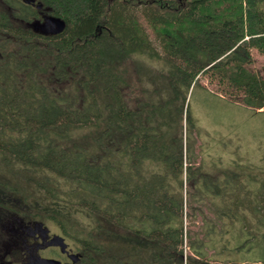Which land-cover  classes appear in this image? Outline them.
Returning a JSON list of instances; mask_svg holds the SVG:
<instances>
[{
    "label": "trees",
    "instance_id": "trees-1",
    "mask_svg": "<svg viewBox=\"0 0 264 264\" xmlns=\"http://www.w3.org/2000/svg\"><path fill=\"white\" fill-rule=\"evenodd\" d=\"M255 53L264 0H0L1 244L40 258L50 223L65 264L264 263V178L201 156L192 112L199 86L264 111Z\"/></svg>",
    "mask_w": 264,
    "mask_h": 264
},
{
    "label": "rangeland",
    "instance_id": "rangeland-1",
    "mask_svg": "<svg viewBox=\"0 0 264 264\" xmlns=\"http://www.w3.org/2000/svg\"><path fill=\"white\" fill-rule=\"evenodd\" d=\"M255 58V66L264 68V56L255 53ZM203 83L213 88L209 86L207 79H203ZM194 97L192 112L199 131L201 156L205 159L222 158L226 162L240 161L247 165L243 168L247 175L264 178V111L255 112L239 103L216 98L200 86L196 88ZM20 179L24 181L23 178ZM36 197L34 193V198ZM43 202L49 204L44 200ZM47 225L57 231L53 224ZM9 247L14 248V245ZM48 251L49 249L41 250V253L48 254Z\"/></svg>",
    "mask_w": 264,
    "mask_h": 264
},
{
    "label": "flooded vegetation",
    "instance_id": "flooded-vegetation-1",
    "mask_svg": "<svg viewBox=\"0 0 264 264\" xmlns=\"http://www.w3.org/2000/svg\"><path fill=\"white\" fill-rule=\"evenodd\" d=\"M57 232H54L52 229L44 228L42 231L31 232L29 233V239L31 240V245L35 246V248L31 251L35 255H39L42 258H48L55 261H59L61 264H65L70 259L69 254L73 253L72 249L67 245V247L62 250L59 243L49 244V241L55 237ZM61 234V233H59ZM64 238V236L61 234ZM66 242L65 240H63ZM5 246V247H2ZM44 247V248H43ZM53 247L58 250L59 255H44L41 253V250ZM29 260L26 261L23 251L17 248H11L4 242L1 244L0 248V264H37L40 258L33 259L30 256ZM48 264H52V262H48Z\"/></svg>",
    "mask_w": 264,
    "mask_h": 264
},
{
    "label": "water",
    "instance_id": "water-1",
    "mask_svg": "<svg viewBox=\"0 0 264 264\" xmlns=\"http://www.w3.org/2000/svg\"><path fill=\"white\" fill-rule=\"evenodd\" d=\"M26 2H30V0H25ZM36 28L40 30L43 33H57L61 31L64 28V22L63 20L59 18H55L52 16H44L42 21H38L35 24ZM64 238L60 235H55L50 241L49 244L59 243L62 250H64L67 247V243L63 241ZM76 254L70 253L69 257L71 260H76ZM48 262H52V264H61L59 261L53 262V260L48 258H41L37 264H48Z\"/></svg>",
    "mask_w": 264,
    "mask_h": 264
}]
</instances>
